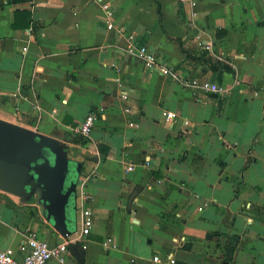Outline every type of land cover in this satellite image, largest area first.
Returning <instances> with one entry per match:
<instances>
[{
	"label": "crops",
	"instance_id": "obj_1",
	"mask_svg": "<svg viewBox=\"0 0 264 264\" xmlns=\"http://www.w3.org/2000/svg\"><path fill=\"white\" fill-rule=\"evenodd\" d=\"M128 35L223 92L146 69L125 53ZM91 113V137L76 135ZM0 119L82 165L85 264H264V0H0ZM33 234L65 240L35 197L0 191V248L22 260ZM230 236L240 242L227 262ZM48 264L79 262L69 252Z\"/></svg>",
	"mask_w": 264,
	"mask_h": 264
},
{
	"label": "water",
	"instance_id": "obj_2",
	"mask_svg": "<svg viewBox=\"0 0 264 264\" xmlns=\"http://www.w3.org/2000/svg\"><path fill=\"white\" fill-rule=\"evenodd\" d=\"M81 168L64 143L0 119V191L24 201L35 197L42 216L64 239L77 231ZM69 252L85 264L82 243L70 245Z\"/></svg>",
	"mask_w": 264,
	"mask_h": 264
},
{
	"label": "built area",
	"instance_id": "obj_3",
	"mask_svg": "<svg viewBox=\"0 0 264 264\" xmlns=\"http://www.w3.org/2000/svg\"><path fill=\"white\" fill-rule=\"evenodd\" d=\"M102 9L107 14L109 21L112 13L110 12L108 5L104 4ZM108 29L116 30L119 34L123 35V28L115 27V25L111 22L108 23ZM125 37L127 42L125 53L138 58L146 69L158 70L161 75L174 79L185 88H191L203 92H223L218 85H213L210 82L200 81L197 79L181 78L177 72H175L170 66L160 61L147 47L137 46L134 42L133 35H128ZM24 51H27V49H24ZM96 121L97 115L95 113H91L81 125L73 130V132L83 138H90L93 133ZM85 185L86 180H82L78 185V194L82 198L85 197ZM81 216L82 219L80 231L76 232L74 235L68 239H65L58 245L51 246L39 238L36 234L30 235L27 238L25 244L21 247V250L26 253L22 260H18L16 258L14 250L0 248V264H48L54 259L64 263L67 255L69 254V246L76 243H82V238L90 235L94 226L93 213L89 209L83 210ZM110 244L111 239H108L107 242L104 243L106 247H109ZM159 261L160 260L158 257L155 258V262ZM175 262V259H171L170 261L171 264H175Z\"/></svg>",
	"mask_w": 264,
	"mask_h": 264
},
{
	"label": "trees",
	"instance_id": "obj_4",
	"mask_svg": "<svg viewBox=\"0 0 264 264\" xmlns=\"http://www.w3.org/2000/svg\"><path fill=\"white\" fill-rule=\"evenodd\" d=\"M32 0H12V3L18 4V3H31ZM230 71V69L228 70ZM232 71V70H231ZM240 239L238 237L230 236L228 237V242L223 247L224 250V261L230 262L235 250L237 249L239 245Z\"/></svg>",
	"mask_w": 264,
	"mask_h": 264
}]
</instances>
